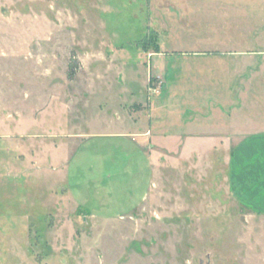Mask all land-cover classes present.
<instances>
[{
	"label": "rangeland",
	"instance_id": "1",
	"mask_svg": "<svg viewBox=\"0 0 264 264\" xmlns=\"http://www.w3.org/2000/svg\"><path fill=\"white\" fill-rule=\"evenodd\" d=\"M235 60L264 0H0V264H264L233 146L184 145L264 97Z\"/></svg>",
	"mask_w": 264,
	"mask_h": 264
},
{
	"label": "crops",
	"instance_id": "2",
	"mask_svg": "<svg viewBox=\"0 0 264 264\" xmlns=\"http://www.w3.org/2000/svg\"><path fill=\"white\" fill-rule=\"evenodd\" d=\"M231 66L257 68L252 70L247 80L251 85L256 83V86L258 83H264V60H244V62L235 60ZM259 98V95L252 91L241 94L238 96L239 104L229 115L224 113L233 124L231 128H227L226 125L218 130L211 128L200 130L197 127H191L186 134L184 145L190 147L194 144L233 146L229 160V188L240 201L264 210V109L258 108L255 106L257 102H253ZM260 99L263 104L264 97Z\"/></svg>",
	"mask_w": 264,
	"mask_h": 264
}]
</instances>
